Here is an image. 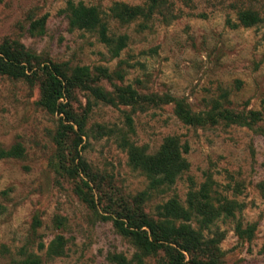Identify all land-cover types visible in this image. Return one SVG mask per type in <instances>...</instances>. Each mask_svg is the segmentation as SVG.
Masks as SVG:
<instances>
[{"label": "rangeland", "instance_id": "obj_1", "mask_svg": "<svg viewBox=\"0 0 264 264\" xmlns=\"http://www.w3.org/2000/svg\"><path fill=\"white\" fill-rule=\"evenodd\" d=\"M152 1L0 0V43L18 41L55 63L103 68L111 75L99 83L105 91L120 86L140 95L167 94L184 99L194 112L218 102L258 112L263 120L252 128H192L177 120L170 104L142 112L94 105L77 148L97 176L96 206L89 209L73 192L78 178L69 173L75 162L67 155L68 143L56 142L59 116L37 104L36 85L0 76V150L17 153L0 158V264H14L27 254L40 264H115L111 257L117 254L131 260L137 250L100 216L106 215L108 199L130 203L147 187L145 177L129 165L124 144L151 156L167 137L186 144L187 168L168 189L151 193L143 210L153 215L168 199L185 207L189 192H202L214 212L202 235L222 234L215 246L220 264H264L259 187L264 181V20L242 27L237 19L243 11L263 18L264 0ZM78 4L96 9L107 36H126L117 57L99 41L98 28L70 25L69 6ZM114 4L151 11L121 22L111 12ZM33 22L39 27L30 30ZM71 106L80 112L85 94L76 92ZM236 225L252 226L251 238H238ZM163 259L159 252L131 264H163Z\"/></svg>", "mask_w": 264, "mask_h": 264}, {"label": "trees", "instance_id": "obj_2", "mask_svg": "<svg viewBox=\"0 0 264 264\" xmlns=\"http://www.w3.org/2000/svg\"><path fill=\"white\" fill-rule=\"evenodd\" d=\"M150 11L149 9L144 13L138 7L119 4H114L111 8L115 18L121 22L138 15H148ZM237 19L242 27H251L264 20V16L260 18L254 12L243 11L238 13ZM41 23L42 20L40 25ZM69 23L77 29L98 28L99 41L106 46L113 58L117 57L126 45V36L106 35V28L100 22L94 7L70 5ZM36 26L39 27L38 22H33L29 29ZM0 76L22 80L29 86L36 85L40 93L37 104L43 110L59 116L56 142L59 146L68 143L67 155L70 162H75L69 173L78 178L74 182L73 192L89 209H94L96 206L92 184L97 180V176L79 155L77 148L81 144L82 137L86 136L87 115L94 105L99 103L112 107L126 106L142 112L148 107L170 104L177 120L184 126L192 128L213 127L218 124L225 127L252 128L258 121L263 120L258 112L235 111L221 106L218 102H213L207 110L194 112L184 99L167 94L140 95L129 87L120 86H113L111 91H105L99 85L101 80H111V75L105 69L97 67L90 70L86 66L55 63L43 55L30 52L15 40H4L0 43ZM76 92L85 94V106L80 112H76L71 106L75 101ZM124 147L129 165L145 177L147 187L130 203L123 200L114 203L108 199L106 215L100 216L103 221L110 222L117 235L127 239L137 250L129 261L122 255H113L111 257L113 262L131 264L134 260L139 263L142 257L161 252L164 256L163 264H220L215 246L222 234L213 231L211 238L202 235V229L212 224L214 215L202 192H189L185 207L174 199H168L155 207L153 215L143 210V204L148 201L151 193L168 189L187 168L186 161L182 157L187 152L186 144L180 145L176 137H167L158 151L151 156L143 154L142 150L131 144L125 143ZM16 155L17 153L11 149L0 150V158ZM259 187L264 195V181ZM229 209V205L221 207L226 216L230 214ZM191 219H194L197 228L191 226ZM252 229V226L240 229V226L236 225L234 231L238 238L249 240ZM14 264H40V259L27 254Z\"/></svg>", "mask_w": 264, "mask_h": 264}]
</instances>
